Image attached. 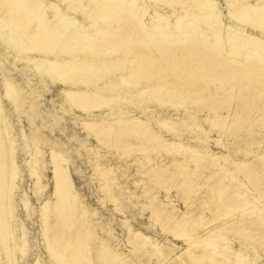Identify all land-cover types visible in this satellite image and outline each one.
<instances>
[{
  "label": "bare ground",
  "instance_id": "6f19581e",
  "mask_svg": "<svg viewBox=\"0 0 264 264\" xmlns=\"http://www.w3.org/2000/svg\"><path fill=\"white\" fill-rule=\"evenodd\" d=\"M13 58L14 66L24 63L30 69L32 87L22 91L10 82L5 97L12 91L35 104L32 90L43 78L57 83L61 102L56 108L66 105L74 121L94 137L86 152L97 148V140L129 162L113 157L95 163L98 187L115 209L121 192L131 195L143 177L157 172L173 187L188 179L182 185L188 193L185 212L174 205L168 211L160 202L145 208L162 235L181 241V246L158 243L128 228L131 240L116 250L114 240L101 241L95 233V213L71 182L66 151L52 150L55 203L50 197L40 209L48 261L95 264L96 249L109 264H132L130 255L139 264L151 259L157 264H252L249 256L229 254L228 247L218 244L226 238L245 242L249 232L242 226L247 221L264 224L259 205L239 187L227 189L235 178L228 170L229 157L249 174L264 168V132H254L251 125L264 126V0H0V64ZM250 95L258 102L246 101ZM152 106L161 109L162 121L154 118ZM126 107L131 109L128 118L123 117ZM252 113L257 115L251 123ZM51 119L53 124L61 120L57 114ZM2 121L0 109V264H19L27 236L14 233L13 197L19 176L10 130ZM153 127L177 138L185 134L187 142L166 140ZM212 131L218 138H209ZM209 144L226 155L202 148ZM39 153L31 156L38 159ZM163 156L166 164L160 162ZM122 164L136 167L138 182L117 184L115 168ZM208 171L216 176L209 196L218 207L209 208L211 219L199 216L201 203H192L210 181ZM253 241L264 239L255 236Z\"/></svg>",
  "mask_w": 264,
  "mask_h": 264
},
{
  "label": "rangeland",
  "instance_id": "374dc122",
  "mask_svg": "<svg viewBox=\"0 0 264 264\" xmlns=\"http://www.w3.org/2000/svg\"><path fill=\"white\" fill-rule=\"evenodd\" d=\"M222 11L226 18L227 15L225 14V9L222 8ZM14 60L15 59L13 58L4 64H0V109L3 117L1 123L3 126L7 128L9 127L10 130V137L14 146L13 155L19 176V183L13 197L14 233L18 238L21 237L22 233H25L27 236V239H25L27 251H25L26 254L21 257L19 264H52L47 260V255L44 252L45 240L44 236H42L43 220L40 209L42 204L48 201L50 197L51 202L55 203L51 194L53 173L49 160L50 152L56 148H61L66 151L64 156L67 159V162H69L67 168L71 182L76 191L80 194L81 200L94 211L95 216L92 219V223L95 227V233L101 241L107 242L114 240V248L116 250H121L123 246H126L128 241L131 240L130 236H128L127 230L130 228L133 233H140L148 238L150 237L151 240L156 239L158 243L162 244L167 241L176 247L181 246V241L173 240L172 237H169L168 235H162L159 225L155 223L154 219H149V213L145 208L146 206H157L161 203L163 206H167L166 210L168 211L171 210V206L174 205L175 207H173L179 212H185L184 204H186V201L184 200L188 198V193L184 190V186L182 185L183 183L184 185L187 184L188 179H184L182 185L179 186L181 188H179L176 184H174L173 187V183H170L169 181H161L160 174L157 172L151 174L149 177H143L141 180H138L139 183L137 186L131 190V195L125 191H123L124 193L121 192L119 195V207L118 209H115L98 187L99 179L94 174L95 163L105 164L111 161L113 157H120L122 161H126V164L129 162L123 160V156L119 154V151H116V149L109 147L106 144H99L97 140L95 141L97 148H92V152H86V144L90 146L94 145V137L84 132L83 127L78 120L74 121L69 112L70 110L66 105H62V109L56 108V104H60L61 102V99L58 96L60 86L57 83H51L49 80L43 78L42 82L32 90L36 99L35 104L25 101L21 95L12 91H7L8 97H5L4 88L10 82L14 88L22 91H25V88L27 87H32L33 75L30 69L27 68L24 63L14 66ZM10 98H13L12 101ZM13 100L16 101L14 102ZM247 100L250 104L252 101L258 102V98H255V96L252 97V95L248 96L246 101ZM238 103H240V101H238ZM152 108L154 109V118L158 121H162L164 117L161 116V109L156 106H152ZM126 111H128V113L123 116L124 118H128L131 114V109L127 108ZM105 112L108 113L109 110L105 109ZM111 113V117L114 118L116 110H111ZM54 114H57L61 118L60 122L57 124L52 123L53 121L51 118ZM179 114L180 117H182V110H180ZM254 114L255 113H252L250 116L251 118H249L252 120H250L251 123L256 119L257 114ZM173 115H175V113ZM254 116L255 118H253ZM246 125L247 124L244 126ZM251 125L254 126V132H264V126L262 123L256 122ZM153 130L157 136L166 140L187 142V135L185 134L181 135L180 138H177L173 134L162 132L156 127H153ZM209 138H218L217 131L210 132ZM202 148L206 151L208 150L210 153H218L222 151L214 144H209L208 146L203 145ZM37 150L40 152V157L38 159L33 157L35 155L31 156V153L35 154ZM253 150L256 152L255 147ZM222 153L226 155L225 152L222 151ZM29 156L32 158L30 159ZM162 158L163 159L160 161L161 164H166V157L163 156ZM231 161L235 162L236 160L229 157L231 167L228 170L235 175V178L229 182L227 189L231 190L232 188L239 187L240 192L244 193L250 202L259 205L264 210V168L257 170L258 172L254 171L250 173L252 174L250 175L248 173L249 169H238L240 167V162L236 161L235 163H232ZM244 161L247 162V160ZM122 167L123 168L121 169H118L117 167L115 168V175L117 177L116 181L119 186L123 187L137 181V174L139 173L137 172L136 167L127 168L123 164ZM146 168L148 169L147 166ZM139 172L141 174L144 173L142 169H139ZM208 173L210 174L211 172L208 171L207 174ZM215 181L216 176H211L207 185L205 184L206 186H202L199 193H196L192 199V201H194L192 202L193 204L201 203L199 206L204 208V210H201V215L199 216H204L208 219H211V215L208 211L209 208L213 211L218 209L216 203L214 204L213 202V198L209 196L210 185L214 184ZM194 182L196 183V181ZM195 183L192 184V187L193 185L196 186ZM170 187H173L174 189H171ZM167 190H169L168 193L166 192ZM199 197L200 199H198ZM179 198H182L183 200ZM202 198L205 200H202ZM206 199L210 201L208 202ZM255 225L257 224L252 221H247L243 224L242 228L247 229L249 232L247 235L248 238L245 237V242L240 244L235 239L226 238L223 242L218 244V247H228L229 254H231V252L239 251L243 253L245 257L249 256L252 259V264H264V241H253L255 236H260L264 239V224L260 223L257 226ZM53 226L54 224L52 227ZM107 229L110 231H107ZM250 236L253 239L250 238ZM242 245H245L246 247ZM93 256L95 264H109V262L104 261L102 257H100V254H98L96 249L93 251ZM129 258L132 261V264H139L134 255H130ZM232 258L233 257L230 256V260ZM147 264H157V261L151 259Z\"/></svg>",
  "mask_w": 264,
  "mask_h": 264
}]
</instances>
